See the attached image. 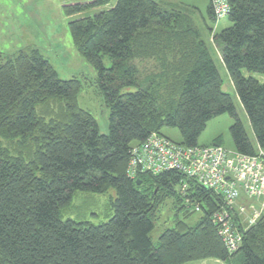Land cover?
<instances>
[{"label": "trees", "instance_id": "obj_1", "mask_svg": "<svg viewBox=\"0 0 264 264\" xmlns=\"http://www.w3.org/2000/svg\"><path fill=\"white\" fill-rule=\"evenodd\" d=\"M228 1L231 26L220 33L208 29L210 42L257 147L194 20L156 0H117L109 9L112 0L64 7L67 17H79L69 24L70 34L97 72L95 85L110 110L108 135L79 107L78 79L61 80L35 48L0 52V264H264V213L247 228L235 207L228 210L243 237L230 254L213 224L214 215L228 209L222 195L178 171L135 179L128 174L133 149L152 134L166 137L163 129H177V144L200 146L208 123L225 114L235 120L233 151L264 152V82L252 76L264 77V0ZM208 14L221 22L211 3ZM212 145L224 147L222 138ZM110 191L116 199L108 222L64 218L77 195ZM168 201L174 227L155 245L151 235Z\"/></svg>", "mask_w": 264, "mask_h": 264}, {"label": "rangeland", "instance_id": "obj_2", "mask_svg": "<svg viewBox=\"0 0 264 264\" xmlns=\"http://www.w3.org/2000/svg\"><path fill=\"white\" fill-rule=\"evenodd\" d=\"M83 1L88 0H0V52L5 55H13L22 50L35 48L50 62L61 80L78 79L83 86V90L78 97L79 107L93 115L102 135H108L110 110L95 85L97 72L78 53L70 34L69 24L79 17L70 18L64 12V7L68 3ZM156 1L167 9H176L194 20L204 40L209 45L216 66L224 80L223 90L232 97L238 118L244 126L249 139L255 144V136L248 116L229 79L222 57L210 42L211 35L208 29H215V32L220 33L231 26L229 20L224 19L217 25L211 20L208 14L210 0ZM116 3L117 0H112L111 5L106 7V9L113 7ZM94 13H97V11L92 12L90 15H94ZM106 66H110L108 61ZM244 75L246 77L249 76L246 71H244ZM252 76L264 82L263 76L258 74ZM234 124L235 120L228 114L213 119L208 123L205 132L200 137L199 145H210L221 137L223 146L233 151L234 142L231 135V127ZM162 133L175 143L181 142V136L177 129L165 128ZM244 198L241 204L246 206L254 204V209H261L260 202L252 203L251 200ZM115 199L114 191H110L105 195L79 194L74 198L72 205L63 212V216L65 219L99 225L108 222L113 217L114 210L111 207V202ZM166 205L161 213V220L156 224L155 230L151 235L155 245L158 244L161 235L165 231L174 227L175 211L172 208V201H168ZM252 213L253 209L249 210L246 216L252 215ZM246 216L244 217L246 218ZM199 218L200 214H196L189 219L188 223L194 226ZM215 263L217 262L211 259L187 264Z\"/></svg>", "mask_w": 264, "mask_h": 264}, {"label": "built area", "instance_id": "obj_3", "mask_svg": "<svg viewBox=\"0 0 264 264\" xmlns=\"http://www.w3.org/2000/svg\"><path fill=\"white\" fill-rule=\"evenodd\" d=\"M211 4L217 21L228 17V0H211ZM167 171H178L223 196L228 209L216 213L213 224L229 253H237L243 237L228 210L235 207L241 221L247 222V228L256 225L264 213V152L248 156L217 145L188 147L156 133L143 146L133 149L128 169L130 177L135 179L140 174L159 175ZM243 195L247 200L260 202L261 209L238 204ZM251 209L252 215L246 216ZM195 211L199 213L200 207L196 206Z\"/></svg>", "mask_w": 264, "mask_h": 264}, {"label": "crops", "instance_id": "obj_4", "mask_svg": "<svg viewBox=\"0 0 264 264\" xmlns=\"http://www.w3.org/2000/svg\"><path fill=\"white\" fill-rule=\"evenodd\" d=\"M252 143H253V145L254 146H256L257 147V143H256V140H255V144H254V142L253 141H251ZM204 146H208V145H204ZM244 197H242L241 198V200L239 201V203L238 204H241V202H242V199H243ZM245 199V198H244ZM252 203H253V201H252ZM255 203V202H254ZM252 205H254V204H252ZM258 205V204H257ZM217 263H215V264H224V263H222V262H220V261H217V260H215Z\"/></svg>", "mask_w": 264, "mask_h": 264}]
</instances>
